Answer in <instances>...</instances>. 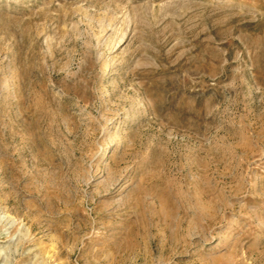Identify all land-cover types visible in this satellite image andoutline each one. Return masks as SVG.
Segmentation results:
<instances>
[{"label": "rangeland", "instance_id": "obj_1", "mask_svg": "<svg viewBox=\"0 0 264 264\" xmlns=\"http://www.w3.org/2000/svg\"><path fill=\"white\" fill-rule=\"evenodd\" d=\"M0 264H264V0H0Z\"/></svg>", "mask_w": 264, "mask_h": 264}]
</instances>
